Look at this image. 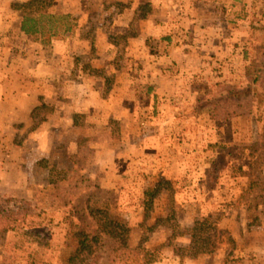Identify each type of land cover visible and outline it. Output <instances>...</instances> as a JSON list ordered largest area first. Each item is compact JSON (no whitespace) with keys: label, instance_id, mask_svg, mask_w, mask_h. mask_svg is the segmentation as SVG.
Returning a JSON list of instances; mask_svg holds the SVG:
<instances>
[{"label":"rangeland","instance_id":"rangeland-1","mask_svg":"<svg viewBox=\"0 0 264 264\" xmlns=\"http://www.w3.org/2000/svg\"><path fill=\"white\" fill-rule=\"evenodd\" d=\"M0 3V34L35 17L21 47L55 66L66 49L67 95L81 66L100 98L72 123L54 101L35 107L22 147L0 152V203L29 202L28 233L0 219V264H65L98 235L89 263L264 264V0ZM75 36L89 53H74Z\"/></svg>","mask_w":264,"mask_h":264},{"label":"crops","instance_id":"crops-1","mask_svg":"<svg viewBox=\"0 0 264 264\" xmlns=\"http://www.w3.org/2000/svg\"><path fill=\"white\" fill-rule=\"evenodd\" d=\"M1 5L2 3H0V10ZM141 20V23L144 24L148 19L143 16ZM1 24L0 21V27ZM6 28H8V25H6ZM9 30H7L5 36L0 34V152L3 149H19L20 146L22 147V145L18 146L15 143L17 126L21 124L29 125L30 121L33 120V111L37 106L42 104L49 105L54 101L56 105L64 106L60 110L62 117H58L59 111L58 114L56 113L58 117L56 119L72 123L76 114H86V116L90 117L92 108H97V104H100V100L96 103V100L100 99L98 98V80L92 73L83 72L81 66L72 70L71 74H74L73 93L67 95L68 85H66L65 80L69 73V68L63 62L64 60L66 62V54L68 53L66 49L61 54V62L59 63L58 61L57 66L50 65L48 59L47 61L36 60L37 52L30 51L27 47H21L20 42L23 38L26 41L28 35L20 31V26L16 28L15 24L13 27L14 33H10ZM139 34V41H144L148 36H152L149 35L151 34L150 32ZM72 41L76 50L75 54H87V52H90V49L86 48V40L75 36ZM7 43H12V45L7 46ZM54 72L59 75L57 81H54V79L51 81V74ZM62 79L64 82L61 86L60 80ZM56 96L68 99L63 104ZM102 100H104V97ZM52 120L49 116L41 122L42 130H46L43 133L48 132L47 130L50 131V127L46 126L47 122L51 121L52 123ZM50 126L58 129L61 124L56 123ZM41 136L44 135L41 134Z\"/></svg>","mask_w":264,"mask_h":264},{"label":"trees","instance_id":"trees-1","mask_svg":"<svg viewBox=\"0 0 264 264\" xmlns=\"http://www.w3.org/2000/svg\"><path fill=\"white\" fill-rule=\"evenodd\" d=\"M44 16H48L50 19H53L55 17L58 18L57 15H51V14L44 15ZM63 17H66V16L64 15ZM39 25L40 24L38 23V20L35 17L31 15H25L23 18L21 31L25 35H28V36L33 35L34 33L39 31ZM51 28H57V27L52 25ZM247 93H250V91H247ZM253 95L256 97V93H253ZM255 99L258 100V98H255ZM242 151L244 152V149H242ZM251 160H252L251 153H249L248 155H245V161L252 162ZM9 201L10 199H7L6 201L1 200V202L3 203H0V219L3 220L6 226L10 227L11 230L18 231L19 235L28 233L29 230L25 222L27 209H25L24 204L29 205V202L22 198H14L13 202L15 204L11 205L9 204ZM21 213H24V216L18 217V215H20ZM104 230H107V233H109L108 230H110L109 234L112 239H118L121 237L122 243L125 245H128L127 242L129 241L130 232L126 226L120 223L109 221V223L105 225ZM99 239H100V235L93 236L91 238L86 237L83 240V242L80 244V246L77 247L76 250L70 254L65 264H96L95 262L89 263V260L92 256L95 255V253H97V250H98L97 248L99 247V244H96L94 246L91 245L92 241L93 240L98 241ZM149 254H150L149 251H147L145 253V257L149 256ZM134 256H135L134 261L130 264H139V257L137 253ZM146 264H149V263H146Z\"/></svg>","mask_w":264,"mask_h":264}]
</instances>
